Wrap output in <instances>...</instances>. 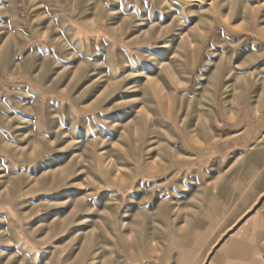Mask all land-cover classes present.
<instances>
[{"label":"rangeland","instance_id":"1","mask_svg":"<svg viewBox=\"0 0 264 264\" xmlns=\"http://www.w3.org/2000/svg\"><path fill=\"white\" fill-rule=\"evenodd\" d=\"M0 264H264V0H0Z\"/></svg>","mask_w":264,"mask_h":264}]
</instances>
